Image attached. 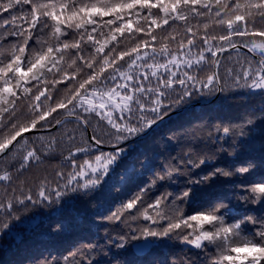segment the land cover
<instances>
[{
	"label": "snow or ice",
	"instance_id": "6c2138e0",
	"mask_svg": "<svg viewBox=\"0 0 264 264\" xmlns=\"http://www.w3.org/2000/svg\"><path fill=\"white\" fill-rule=\"evenodd\" d=\"M191 20L198 23L193 26ZM179 22L185 25L179 38L171 32L159 38L155 34V29H172ZM210 27L225 34H210ZM170 43L176 44L175 50ZM194 48L199 49L195 54ZM58 85L65 90L59 99L53 95L59 92ZM236 90L259 96L261 108L259 113L247 110L241 121L229 126L215 125L224 134L217 140L231 133L232 152L237 140L253 141L264 134L256 124L264 120V0H0V162H10L15 172L22 173L52 150L54 139L38 154L36 141L46 139L41 133L76 125L62 135L69 148L61 164L70 171L56 172L55 189L42 181L35 198L23 186L21 195H16L12 172L5 169L0 175V181L9 182L0 195V233L11 232V221L20 220L16 215L20 208L55 204L58 211L74 212L72 194L94 196L96 202L89 201V206L96 219L126 226L123 235L106 241L117 249L142 251L182 238L204 251L205 264H264V216L244 215L228 222L233 209L223 202H212L190 215L181 206L194 201L202 186L234 174L224 167L196 177L189 174L227 151L223 144L212 155L196 156L189 149L182 156L168 157L160 171L152 169L138 191L118 204L109 199L116 191L112 176L124 183L115 170L127 157L129 141L194 98ZM24 101L31 117L27 120L18 115L25 111L20 107ZM61 114L64 118L57 119ZM89 127L93 131L86 138L84 130ZM102 144L112 151H103ZM253 167L248 162L235 173H249ZM122 171L128 179V169ZM174 173L188 174V186L179 193L165 190L147 203L157 183L171 181ZM238 187L248 193L238 197L241 201H264V177ZM141 217L145 223H137ZM247 224L254 226L252 231H246ZM65 227L57 224L55 231ZM209 246L214 247L212 253L207 252ZM97 248L103 246L87 245L91 251ZM91 251L69 252L62 257L63 264H93ZM110 264L121 261L113 257Z\"/></svg>",
	"mask_w": 264,
	"mask_h": 264
},
{
	"label": "trees",
	"instance_id": "16d2710c",
	"mask_svg": "<svg viewBox=\"0 0 264 264\" xmlns=\"http://www.w3.org/2000/svg\"><path fill=\"white\" fill-rule=\"evenodd\" d=\"M2 15L5 19L8 18L7 13ZM197 23L198 21L191 20V25L194 26ZM165 29V31L155 29L158 38L167 36L169 32L179 38L184 34L185 25L183 22H179L172 29H167L166 26ZM208 31L215 35L225 34L219 27H210ZM202 34L203 29H201ZM169 46L172 50L176 49L175 43H170ZM198 51V48L193 49L194 54ZM57 88L59 92L54 91L53 95L59 99L60 96L64 95L65 90L59 85ZM212 96L197 97L189 103L205 100ZM172 98L175 99V96ZM20 107L25 110L23 114L18 113L21 119H30L31 117L26 113L27 102H22ZM260 108L259 96L249 97L246 90L229 91L222 93L213 104L194 107L180 113L163 123L146 139L127 145L129 148L127 157L120 161L115 170L119 174V180L124 181V183H118L117 176H112L111 183L115 185L116 191L109 196L110 201L118 204L121 199H126L133 192L138 191L139 187L148 182L153 168L160 171L159 166L166 163V158L182 156L189 149H192V154L196 156L203 153L212 155L223 144L228 149L227 151L217 154L213 163L205 164L190 171L189 174L196 177L200 174H206L214 167H224L233 171L234 174L230 177H219L210 186H202L198 189L194 201L181 205L185 215H190L201 207L206 208L212 202H223L228 208L233 209L232 215L226 217L228 222L244 215L264 216V201L253 204L243 202L238 198L241 195H248L247 192H243L238 187L239 185H251L264 177V134L256 135L253 141L237 140L238 147L232 152L230 147L232 144L231 133L225 136L224 140H217V136L224 134L222 131L218 133L215 128L218 123L223 127L229 126L231 122L241 121L242 114L246 113L247 110L254 109L259 113ZM175 109L177 108L172 109V111ZM56 118H63V114L56 116ZM92 119L95 120L96 118L93 117ZM256 124L264 128V120L258 119ZM75 127L76 125L73 123H68L66 128L61 129L60 132L54 129L51 132L41 133L46 136V139L43 142L36 141L34 146L37 147L38 154L44 145L54 139L55 143L52 150L42 154L41 163L30 162L28 169L22 173L15 172L13 170L15 165L10 167V162H0V175L5 169L12 172L13 181L11 184L12 187L17 188L16 195H21L20 188L23 186L24 189L30 188L35 198L42 181L49 183L52 189L56 188V172L58 170L70 171L69 168L61 164L63 155H67L69 148V145L62 139V135L64 131ZM89 128L93 131L92 127ZM84 135L88 138L87 130H84ZM97 138L100 136L98 135ZM102 150L105 152L112 151ZM229 152L232 154L229 155ZM95 154L98 153L93 155ZM77 155L80 156V159L84 158L81 154ZM88 158L92 159L91 156ZM18 162L19 158L16 165ZM176 162V160L172 161L173 164ZM248 162L255 165L249 173H235V168L246 167ZM144 165H148V168L146 169ZM124 168L128 169V179L122 171ZM188 179V174L178 175L174 173L171 181L158 182L155 189L146 197L147 203L154 202L155 198L165 190L179 193L188 186ZM59 183L63 184L64 181L61 180ZM8 184L9 182L0 181V195L4 194L3 189ZM8 192L11 193V188H8ZM72 195L75 196L74 212H70L67 208L58 211V206L55 204L52 206L30 205L27 211L20 208L16 212V215L20 216V220L11 221V232L5 230L0 233V264H57V261L63 264L62 257L69 252L80 250L87 255L91 251L87 249L89 244L103 246L102 250L97 248L95 251H91L93 264H110L113 257L120 260L121 264H205L204 251L187 245L182 241V238L165 240L158 246H153L152 250L145 256H138L132 247L117 249L113 245L107 244L106 241L109 238L115 239L123 235L126 226L118 221L109 222L96 219L93 208L89 206V201L95 204L94 196L84 198L76 196V194ZM113 210L115 209L113 208ZM131 211L135 212L136 209ZM221 211H225V209ZM60 223L66 227L62 231H55V226ZM137 223L145 222L141 217ZM135 226L134 223L133 227ZM244 227L246 231H252L254 226L247 224ZM177 231L180 232V230ZM213 251V246L207 248L208 253Z\"/></svg>",
	"mask_w": 264,
	"mask_h": 264
},
{
	"label": "water",
	"instance_id": "95a60500",
	"mask_svg": "<svg viewBox=\"0 0 264 264\" xmlns=\"http://www.w3.org/2000/svg\"><path fill=\"white\" fill-rule=\"evenodd\" d=\"M241 51L246 52L247 49H241ZM229 52H231V50H229ZM221 94H222V93L217 92L214 96H212V97H210V98H208V99L201 100V101L191 102V103H189V104H186L185 106H182V107H180V108H177V109L171 111V112L169 113L168 116L164 117V119H163L162 122H158L157 125H153L152 128L148 129V130H147L145 133H143L140 137L134 138L133 140L129 141L127 145H130V144L135 143V142H137V141H141V140L146 139V138L149 137V136H150V135H151L156 129H158L163 123H165V122L168 121L169 119H171V118H173V117L179 115L180 113H183V112H185V111H187V110H190V109H192V108H194V107H198V106H202V105L207 106V105L213 104L215 101H217V100L220 98ZM63 118H64V117H63ZM63 118H61V119H63ZM52 130H54V129H52ZM52 130H51V131H52ZM86 130H87L88 137H89L90 134H92V131H91L90 128H88V129H86ZM25 135H29V134H25ZM127 145H126V146H127ZM100 147H101L102 149H104V150H112V147H111L110 145H108V144H102ZM152 248H153V247H150V248L144 249V250H142V251H141V250H138V249H135V248H133V249H134V251H135V253H136L137 255H139V256H144V255L148 254V253L152 250Z\"/></svg>",
	"mask_w": 264,
	"mask_h": 264
}]
</instances>
